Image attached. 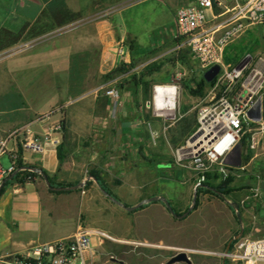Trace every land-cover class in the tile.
Segmentation results:
<instances>
[{
	"label": "crops",
	"instance_id": "1",
	"mask_svg": "<svg viewBox=\"0 0 264 264\" xmlns=\"http://www.w3.org/2000/svg\"><path fill=\"white\" fill-rule=\"evenodd\" d=\"M136 1L0 0V134L7 137L8 151L2 156L9 162L14 153L23 165L39 167L54 183L50 186L84 182L91 178L89 168L96 167L105 172L101 177L126 180L132 192L137 174L149 181L151 166L157 172L173 171L167 160L152 162L151 134L165 120L139 97L143 83L127 74L123 79L116 74L105 78L120 65V43L129 53L126 63L170 44L171 31L163 36L150 32L146 53L136 52L135 36L122 26L124 12ZM163 1L174 19L176 8L189 0ZM164 12L156 13L152 22L158 24ZM104 87H115L117 98L107 96ZM261 95L264 101V90ZM186 117L179 113L174 126ZM194 121L184 122L176 133L188 139L197 127V118ZM246 132L240 169L233 167L260 172L245 173L241 191L258 192L263 203H255L256 211H242L241 221L254 225L258 218L264 228V138L255 125ZM250 136L256 141L253 148ZM33 138L40 148L24 149L23 143ZM61 143L65 153L59 161ZM161 164L169 167H158ZM17 171L6 176L10 178L0 188V254L71 235L78 221L74 211L84 199L79 189L53 190L40 174ZM249 180L255 184L249 186Z\"/></svg>",
	"mask_w": 264,
	"mask_h": 264
},
{
	"label": "rangeland",
	"instance_id": "2",
	"mask_svg": "<svg viewBox=\"0 0 264 264\" xmlns=\"http://www.w3.org/2000/svg\"><path fill=\"white\" fill-rule=\"evenodd\" d=\"M232 3L233 0H227L228 5ZM129 6L130 8L124 12L122 26L135 36L136 52L146 53L145 44L149 41L150 32L156 33L157 36H163L166 32L171 31L170 44L157 49L151 55L136 56L135 63L138 64V74L144 72L143 85L139 88V97L143 102L147 103L152 100L155 87L157 96L168 98L174 90L170 84H177L178 95L175 109L171 114L162 116L165 120L164 125L160 126L158 123H154L158 124L156 127L158 131L151 134L149 146L154 154L155 162L172 159L173 171L161 170L157 172L154 166H151L150 170L146 172L149 181L144 182L142 174H137L138 182L135 192L131 191L126 180H113L115 178L109 175L100 176V178L108 193L122 202L123 200L129 202V206L156 193L165 196L176 213H183L192 204L194 187L197 185L200 174L192 169L188 157L178 162L177 150L186 146L187 136H179L176 131L184 122L190 120L195 123L194 119L197 118L199 108L211 104L215 82L205 84L202 81V79L205 80V70H202L191 59L178 58L170 61L166 59L170 56H177L174 53L164 54L173 44L177 28L170 12L166 11L167 6L163 0H138ZM162 11H165L166 14L160 15L158 17L160 22L154 24L152 21L155 14ZM247 55L264 56V26L249 27L238 38L227 43L223 57L224 62L232 69ZM147 60H154L150 72L140 68L141 64ZM109 73L105 75V78L110 75ZM115 74L123 79L127 73L116 72L113 75L115 76ZM103 89L105 90L106 87ZM163 108L169 110L171 107ZM147 111L150 112L149 109ZM186 111H189L190 114L187 115ZM179 113H184L187 117L179 121L175 127L176 117H179ZM187 118L189 119L187 120ZM154 119L152 120L154 121ZM246 133L244 132L243 135ZM154 161L152 162L155 164ZM0 163L7 167L9 165L7 156H1ZM158 167L164 168L169 165L161 164ZM90 171H96L98 175L104 172H100L96 167L89 168ZM208 172L218 176L211 180L214 185L226 177L217 170L216 166L211 167ZM224 173L232 175L234 181L231 185L240 188L227 197L222 194L220 196L217 191H214L215 193L200 192L196 197L198 204L195 203L191 211L183 218L171 215L165 205L158 201L149 202L136 210L127 211L108 199L92 178H87L83 186L76 188L84 195V199L76 213L74 211L78 218L75 230L94 226L108 231L120 239H132L136 242L152 244L146 246L105 241L95 250L92 264H165L171 256L181 251L187 253L191 260L190 264H223V258H220L216 253L226 248L229 240L238 234L241 227L228 201L238 203L240 215L244 210L246 212L256 211L257 204L255 203L258 201L259 204L263 203L261 202L263 198L260 196L251 197V193L241 191L245 173L253 175L260 173L259 171L238 170L232 166L227 167V172ZM249 183V186L255 184L250 180ZM247 196H250L249 199ZM242 200L244 203L240 205ZM254 213L256 214V212ZM244 219L247 221L249 218ZM253 220L255 221L254 225L251 222L243 224V233L245 228L244 234L247 235L264 234V228L261 227L262 224L258 218ZM224 261H227V264H241L229 260ZM173 264L187 263L176 262Z\"/></svg>",
	"mask_w": 264,
	"mask_h": 264
},
{
	"label": "built area",
	"instance_id": "3",
	"mask_svg": "<svg viewBox=\"0 0 264 264\" xmlns=\"http://www.w3.org/2000/svg\"><path fill=\"white\" fill-rule=\"evenodd\" d=\"M223 9L216 13L215 8ZM174 20L177 31L171 47L164 54L186 50L189 59L193 60L202 70L212 65L220 66L215 76L211 104L201 106L197 115L199 131L195 139L186 141V146L177 150V160L188 157L192 169L200 174L197 183L204 179V173L211 167L227 176L224 158L239 144L244 132L256 126L264 138V101L261 92L264 90V71L254 64L259 59L264 66V56L247 55L232 69L224 62V49L227 43L238 38L249 27L264 26V0H233L225 4V0H189L175 10ZM175 39H179L176 41ZM120 62H126L128 51L121 43L116 49ZM244 65L241 66L245 60ZM153 61V60H151ZM151 61H144V67ZM138 64L130 71H137ZM174 87L175 104L177 100V84ZM110 98H117L115 87L105 89ZM257 98L262 102V118L254 121L248 117L247 111ZM156 87L151 101L146 103L154 115L156 113ZM172 113V112H171ZM171 113H166L169 115ZM7 137L0 134V156L7 153ZM256 141L250 136L249 146L253 148ZM24 149H39L40 143L36 138L23 143ZM7 167L0 163V185L2 180L17 170L18 156L10 155ZM238 169H240L238 167ZM243 169V166L241 167ZM251 197L258 192H251ZM250 196H247L249 199ZM244 203L241 201L240 205ZM105 241L123 242L134 245H151L136 242L132 239H120L99 227L86 226L79 228L71 235L51 241L36 242L21 252L0 254V264H92L95 250ZM220 258L241 264H264V234H237L227 250L216 253Z\"/></svg>",
	"mask_w": 264,
	"mask_h": 264
},
{
	"label": "water",
	"instance_id": "4",
	"mask_svg": "<svg viewBox=\"0 0 264 264\" xmlns=\"http://www.w3.org/2000/svg\"><path fill=\"white\" fill-rule=\"evenodd\" d=\"M261 61L258 59L255 62V66L260 68L261 71H264V66L260 67L261 65ZM220 70V66L218 64L212 65L210 68H208L205 72H204V78L207 82H210L211 80H213L215 78V76L219 73ZM247 115L249 118H251L254 121H259L262 118V102L260 98H257L256 101L253 103V105L249 108V110L247 111ZM199 131L194 132L190 137H189V141L192 142L195 137L197 136ZM224 163L229 165V166H235L238 167L241 165V150H240V145L237 144L234 146V148L230 151V153L227 154V156L224 158ZM26 169L33 171L35 173L40 174L43 179L45 180L46 184L50 186L49 180L47 175L42 171V169H40L39 167H35V166H26ZM13 174L10 175V177H12ZM5 178L1 185L0 188L2 186V184L9 179ZM93 180L96 181V179L93 176H90ZM85 182V181H84ZM84 182H80L74 185H70V186H50L51 189L53 190H73L76 189L78 187H81L84 185ZM198 186H200L199 183H197V185L194 187V191H193V196H192V204L191 206L183 213L181 214H177L175 213V211L173 210L170 202L168 201V199L163 196V195H154V196H149L146 198H143L142 200H140L139 202H137L134 205L128 206L124 203H122L120 200H118L117 198H115L114 196H112L110 193H108V191H106L103 187L99 186L100 190L102 191V193L108 198L110 199L112 202H114L115 204L119 205L120 207L124 208L127 211H132V210H136L138 209L140 206L147 204L149 202H153V201H160L162 202L165 207L167 208V210L169 211V213L171 215H173L176 218H183L185 217L192 209V207L195 205L196 203V197H197V188ZM213 191H215L213 188H211ZM219 195L221 196V194L219 193ZM229 205L232 207V209L234 210L236 217L241 225L240 230H239V234H241L243 232V225H242V221H241V215L240 212L238 210V203L237 202H230L228 201ZM234 238V237H233ZM232 239L229 240L225 250H227L229 248L230 243L232 242ZM176 262H185L187 264H190L191 260L189 258V256L187 255L186 252L181 251L176 253L175 255L171 256L165 264H173ZM223 264H225V261L223 259Z\"/></svg>",
	"mask_w": 264,
	"mask_h": 264
},
{
	"label": "trees",
	"instance_id": "5",
	"mask_svg": "<svg viewBox=\"0 0 264 264\" xmlns=\"http://www.w3.org/2000/svg\"><path fill=\"white\" fill-rule=\"evenodd\" d=\"M175 40L176 41H179V39H175ZM178 58H180L182 60L185 59V58L189 59L188 54H187V51L186 50L179 51L177 53V56H174V57L173 56L172 57L170 56V57H167L166 59H168L170 61V60H174V59H178ZM153 62H154V60L151 61L150 63H148L147 65H145L144 67H142V69L144 71L150 72L151 68L153 67ZM136 65L137 64L135 63V59L134 60L131 59V61L130 62H127V63L126 62H120V65L114 71H112L111 73H109L110 75H108V76H111V75H113L116 72H118V73L119 72H121V73H127V76H130L133 79H138L139 81L142 82L143 81V75H144V72L143 71L140 74H138V71H130ZM215 79L216 78H214L210 82H206L204 79H202V81L205 84H213L215 82ZM248 139H249V134L246 133L245 135H242V137H241V139L239 141L240 147L247 146ZM64 153H65L64 143H61L57 147V156H58L59 161H62L63 160ZM245 153H246L245 154V158H246V156H248V149H247V151ZM152 161H154V159H152ZM167 163L169 165L173 164L172 159H167ZM25 167L26 166L23 165L20 160H18L17 161V169H18V171L16 172V175L21 174V173H23L24 175H29V176L37 175V173H35L33 171H29ZM89 174L96 179L97 184L99 186L103 187L106 191H108L106 189V187L104 186L103 181L101 180L100 176L98 175V173L96 171H90ZM217 177L218 176L215 175V174H213V173L205 172L204 173V179L200 182V187H198V189H197V194H199L202 191H208V192H211V193H215L211 189V188H214L215 191H217L218 193H220L223 196H226L227 197L228 195H230L231 193L235 192L237 189L240 188V187H234V186L231 185V183L234 181V177L232 175H227L219 183H217V184L214 185L213 183H211V180L212 179H215ZM49 181H50V184L51 185H54V183L51 181L50 178H49ZM74 184H76V183H72L71 185H74ZM86 184H87V182H86ZM56 185L57 186H62V184H56ZM66 185L67 186H70V184H66ZM196 200H197L196 201V205H197L198 204V199L196 198ZM142 206H140V207H142ZM177 214H181V213H177ZM245 232H246V229L244 228V233ZM225 264H227V261H225Z\"/></svg>",
	"mask_w": 264,
	"mask_h": 264
},
{
	"label": "bare ground",
	"instance_id": "6",
	"mask_svg": "<svg viewBox=\"0 0 264 264\" xmlns=\"http://www.w3.org/2000/svg\"><path fill=\"white\" fill-rule=\"evenodd\" d=\"M247 59H245L241 66L244 65V63L246 62ZM172 88V90L174 89L173 86H170ZM157 89H159V87H157ZM176 92H174V90L172 91V93L170 94V96L168 98H162L161 96H157L156 95V113L158 114H166V113H171L172 112V108H173V105L175 103V94ZM171 107L169 110L163 108V107Z\"/></svg>",
	"mask_w": 264,
	"mask_h": 264
}]
</instances>
